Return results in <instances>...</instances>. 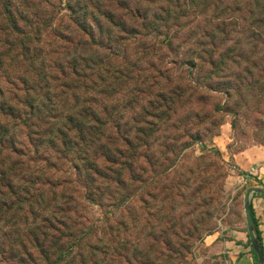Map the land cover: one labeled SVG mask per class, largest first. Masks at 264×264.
<instances>
[{"label": "trees", "instance_id": "trees-1", "mask_svg": "<svg viewBox=\"0 0 264 264\" xmlns=\"http://www.w3.org/2000/svg\"><path fill=\"white\" fill-rule=\"evenodd\" d=\"M214 7L210 0H0V264L166 263L159 258L166 237L148 221L138 260L137 198L149 204L153 183L173 204L191 189L180 179L168 183L167 162L191 146L185 139L199 130L205 100L173 76L186 64L174 44L183 21L214 20ZM63 12L92 54L70 55L62 35L46 41ZM202 195L213 217L219 195L211 188ZM172 230L180 240L202 229Z\"/></svg>", "mask_w": 264, "mask_h": 264}, {"label": "rangeland", "instance_id": "rangeland-1", "mask_svg": "<svg viewBox=\"0 0 264 264\" xmlns=\"http://www.w3.org/2000/svg\"><path fill=\"white\" fill-rule=\"evenodd\" d=\"M213 7L218 10L217 19L210 14L195 22L183 21V32L174 44L179 46L175 50L183 53L186 64L178 65L173 76L183 78L185 86L205 100L198 106L201 120H195L199 130H191L193 139H185L192 142L191 146L179 156H170L167 162L174 168L168 183L180 179L184 187L190 185L191 189L173 204L170 199L160 200L158 184L153 183L154 197L146 198L149 204L141 202L143 197L137 198L138 224L133 237L139 249L138 260L144 254L146 221L154 234L166 237L160 249L163 256H159L166 263L156 264H238L247 256L253 260L242 207L251 184L237 163V155L250 148L264 149V0H210V9ZM66 16L68 13L63 12L46 41L52 44L62 35L72 42L63 43L70 55L92 54L86 37L75 31ZM212 25V33H201ZM198 35L199 39H194ZM135 47L126 45V51L132 52ZM196 54L201 59H195ZM214 123L216 126L211 125ZM153 157L161 161L157 155ZM207 188L219 195L218 203L210 209L213 217L206 216L209 208L201 201L206 199L202 192ZM195 189L199 191L193 199L190 193ZM138 192L142 194L141 187ZM175 226L184 233L196 226L202 230L198 238L178 240L171 234ZM161 232L164 235H159ZM252 264L257 262L253 260Z\"/></svg>", "mask_w": 264, "mask_h": 264}, {"label": "crops", "instance_id": "crops-1", "mask_svg": "<svg viewBox=\"0 0 264 264\" xmlns=\"http://www.w3.org/2000/svg\"><path fill=\"white\" fill-rule=\"evenodd\" d=\"M237 163L250 179V188L264 190V149L255 147L246 149L237 155ZM251 217L259 233L260 245L264 249V196L252 194L250 200ZM236 252V251H235ZM237 260V259H236ZM251 257L239 261L238 264H252Z\"/></svg>", "mask_w": 264, "mask_h": 264}, {"label": "water", "instance_id": "water-1", "mask_svg": "<svg viewBox=\"0 0 264 264\" xmlns=\"http://www.w3.org/2000/svg\"><path fill=\"white\" fill-rule=\"evenodd\" d=\"M252 194H260L264 196V190L260 188H250L245 192L242 201V207L246 218L248 236L251 242V249L254 252V254L257 256V264H264L263 253L260 249L255 225L251 217L250 200Z\"/></svg>", "mask_w": 264, "mask_h": 264}]
</instances>
